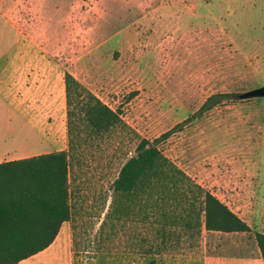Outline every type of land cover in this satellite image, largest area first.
Instances as JSON below:
<instances>
[{
	"label": "rangeland",
	"instance_id": "1",
	"mask_svg": "<svg viewBox=\"0 0 264 264\" xmlns=\"http://www.w3.org/2000/svg\"><path fill=\"white\" fill-rule=\"evenodd\" d=\"M65 72L251 227H202L198 240L184 234L143 253L156 243L149 221L105 216L137 145L117 132L88 143L71 169L77 255L259 254L264 97L237 94L264 86V0H0L3 158L67 148ZM218 93L231 96L199 110Z\"/></svg>",
	"mask_w": 264,
	"mask_h": 264
},
{
	"label": "trees",
	"instance_id": "2",
	"mask_svg": "<svg viewBox=\"0 0 264 264\" xmlns=\"http://www.w3.org/2000/svg\"><path fill=\"white\" fill-rule=\"evenodd\" d=\"M67 148L0 162V264H14L47 248L63 222L74 214L70 176L88 143L117 132L137 140L135 154L112 183L106 217L150 222L156 243L142 252L158 254L172 237L198 240L202 227L223 233L251 227L209 189L195 182L160 148L127 126L112 109L70 72L64 73ZM228 93L212 94L200 111L211 109ZM179 125L162 134L166 138ZM104 221L102 222V224ZM264 264V233L255 232ZM157 240H160L159 242ZM154 258L148 264H154Z\"/></svg>",
	"mask_w": 264,
	"mask_h": 264
},
{
	"label": "crops",
	"instance_id": "3",
	"mask_svg": "<svg viewBox=\"0 0 264 264\" xmlns=\"http://www.w3.org/2000/svg\"><path fill=\"white\" fill-rule=\"evenodd\" d=\"M2 114L3 113H0V119ZM2 147L3 143L0 140V151ZM40 153L45 152H35L29 155L9 158H3V154L0 153V162ZM69 222L70 221L63 222L57 236L47 248L14 264H148L147 257L144 254L118 255L98 253L93 257L77 255V252L73 250L72 233ZM154 258V264H263L260 252L259 254L256 253L255 256H211L203 252L196 255L163 254L156 255Z\"/></svg>",
	"mask_w": 264,
	"mask_h": 264
},
{
	"label": "water",
	"instance_id": "4",
	"mask_svg": "<svg viewBox=\"0 0 264 264\" xmlns=\"http://www.w3.org/2000/svg\"><path fill=\"white\" fill-rule=\"evenodd\" d=\"M239 99H248L254 97H264V86L256 87L245 92L237 94Z\"/></svg>",
	"mask_w": 264,
	"mask_h": 264
}]
</instances>
